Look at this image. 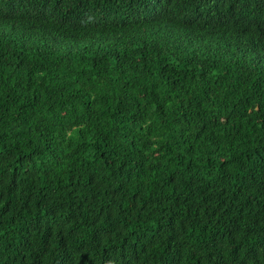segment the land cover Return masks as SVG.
I'll return each mask as SVG.
<instances>
[{
  "label": "trees",
  "instance_id": "1",
  "mask_svg": "<svg viewBox=\"0 0 264 264\" xmlns=\"http://www.w3.org/2000/svg\"><path fill=\"white\" fill-rule=\"evenodd\" d=\"M0 264H264V0H0Z\"/></svg>",
  "mask_w": 264,
  "mask_h": 264
}]
</instances>
